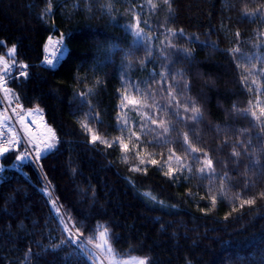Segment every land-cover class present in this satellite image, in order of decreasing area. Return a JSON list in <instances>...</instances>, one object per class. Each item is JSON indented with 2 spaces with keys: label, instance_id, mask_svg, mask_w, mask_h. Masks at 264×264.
I'll list each match as a JSON object with an SVG mask.
<instances>
[{
  "label": "trees",
  "instance_id": "obj_1",
  "mask_svg": "<svg viewBox=\"0 0 264 264\" xmlns=\"http://www.w3.org/2000/svg\"><path fill=\"white\" fill-rule=\"evenodd\" d=\"M152 4L155 8L148 0H0V57L11 64L7 53L15 46V60L29 65L28 77L7 82L9 95L21 102L23 113L38 109L58 140L57 149L35 164L15 167L16 152L0 158V264H89L83 248L105 227L119 256H143L148 264H264V131L242 112L256 96L241 83L244 69L238 67L264 53V0ZM135 14L150 37L151 53L125 27L135 24ZM169 29L177 35L170 36ZM61 34L64 54L50 68L44 45L50 35ZM169 69L183 73L175 78L176 99L198 107L199 122L190 119L191 111L180 108V119L170 109L163 125H149L154 131L134 128L140 142L126 139L128 153L119 144L89 143L85 126L108 141L127 137L116 117L123 115L119 104L128 84L144 89L147 81L156 103L167 105L159 74ZM260 81L264 86V77ZM167 83H174L171 75ZM186 132L198 153L186 151ZM204 153L213 161L212 179L198 171ZM196 155L200 162L193 160ZM150 159L158 164L147 163ZM181 164L191 171H180ZM168 167L179 179L163 175ZM49 197L79 228L77 243L84 245L62 243L67 233ZM251 198L254 204L240 207Z\"/></svg>",
  "mask_w": 264,
  "mask_h": 264
},
{
  "label": "snow or ice",
  "instance_id": "obj_2",
  "mask_svg": "<svg viewBox=\"0 0 264 264\" xmlns=\"http://www.w3.org/2000/svg\"><path fill=\"white\" fill-rule=\"evenodd\" d=\"M148 3L152 5L153 8H155V5L152 4V0H148ZM164 3H169V0H164ZM51 10L52 5L51 3H49L47 11L51 13ZM134 19L136 21L135 24L126 25L125 27L132 32V34L137 38V41L145 47L146 51L151 53L152 49L148 47V44L150 43V37L144 32V28L140 26L139 14H135ZM144 23L147 24V21H145ZM168 34L170 36L177 35V33L171 29L168 30ZM179 34L182 35L183 30H180ZM65 38L66 37L64 34H61L58 39H53V36L51 35L48 37V43L44 45V51L47 52L48 48L51 47L56 50L58 54L56 55L55 61L45 56L44 63L46 66L54 68L55 63L59 62L60 56L64 54ZM170 46L175 47L174 45ZM182 51L185 53V58L190 55L188 50L184 49ZM232 51L238 52L240 51V49H232ZM15 52L16 47L13 46V48H11L7 53V55L12 58V63L11 65H9L7 61H4L3 72L0 73V89H2L5 99H7L8 95L12 93V89L5 86L6 83L12 79H16L17 81H19L20 77H28L29 75L27 72L29 65L19 64L13 57V53ZM170 58V55L164 57V59L166 60ZM254 59L256 61L255 63H253L252 59H249L246 62L247 66H245V64L238 65V67L244 69V74L241 75V83L247 88L250 93H254L256 96V99L254 101L250 100L249 107L243 109L242 112L245 117L250 116L252 120L260 124L261 131H264V99H261V97H264V86H262L260 81V77H264V58L257 56L254 57ZM0 60H3V57H0ZM258 64L261 66L257 67ZM13 71H16L18 73L15 78L12 76ZM159 75L161 91L168 93L169 103L167 105L161 106L156 103L153 93L147 87V81L144 82V89H142L139 84H128L125 88V92L121 95L119 104L120 111L123 113V115H120V113H118L116 117L118 130L122 134L127 133V137L122 135L121 137H117L114 141H108L106 139L101 138V136L92 133V129L87 128V126H85V130L91 133L89 143L93 145L97 143L104 144L108 148L113 147L114 144H119L121 151L123 153H128L131 149L130 144L128 142H125L126 139L130 140L132 137H135L137 141V146L140 142V136L137 135V133L134 131V128L138 127L141 132L144 133L154 131V129L150 128L149 125H163L165 123L163 116L164 114H167L170 109L173 110L172 114L176 115L180 119H183V117H180V108H182L183 112L185 113L191 111L192 116L190 117V119L199 122V120L203 118L200 109L194 104H192L191 101L181 104V102L176 99V93L174 90L179 88V84L175 82V78L176 76H182L183 73L176 72L175 74H172L171 69H169L167 73H160ZM169 75H171L172 80L174 82L172 84L167 83ZM187 88L188 85L185 84L184 89L186 90ZM133 91H135V95L132 94ZM149 100H151L152 103H148ZM83 103H86V101H83ZM16 107H22L19 104L18 99ZM125 109H127V111H125ZM145 109H150L151 112L144 111ZM255 109H258L259 114H257V111ZM12 111L15 113L16 108H13ZM34 112L36 114H39V110L37 109L29 111L28 115L31 116ZM128 112H135L139 117V120L135 122L130 120V118L128 117ZM17 115H19V124L21 125L20 132H17L15 127H13L7 121L0 124V158H6L9 153L16 152L17 154L14 157V160L16 162H19L20 164L32 162L33 164H35L45 158V153H51L57 149L58 140L56 132L53 128L48 126L46 129L47 134L43 138L37 139L29 123L25 121L24 115H20L19 113H17ZM31 124L35 125L36 121L32 120ZM168 130V128H165L164 132H167ZM21 133H23V136L21 135ZM183 144L187 146L186 151L189 154L198 153L200 151L199 149L192 147L187 132L183 134ZM21 145H24L22 149L20 147ZM169 151L170 155L168 157V160L170 161L172 160L174 153H172L171 149ZM239 155V152L233 151V156ZM137 157H139V152H137ZM193 160L196 162H200V156H193ZM139 163L141 165H144L145 160L140 159ZM147 163L151 165H157L158 161L155 159H150L149 161H147ZM202 163L204 166L201 167L198 171L201 173V175H204L206 173L209 174L208 178L212 179L215 175V169L213 167V161L208 157L207 153H204V159ZM186 167L188 171H191V168L184 164H181L179 170L183 171ZM0 171H3V169L0 168ZM130 171H143L146 174L147 169H141L140 167H132ZM176 171L177 170L173 169L172 167H168V170L163 172V175H165L169 179H179V177L176 176ZM223 178L226 179L227 174H225ZM250 184V181L247 182V185ZM260 195L264 197V193H261ZM49 199L51 202L50 210H53V215L56 217L57 222L62 225L63 231L67 233V236L65 240L62 241V243L77 245L78 247L84 245V241H80L78 244L77 240L74 238V236L80 232L79 228H76L75 225L72 224L70 221L66 222V217L56 215L60 212V207H58L57 201L55 199H51L50 197ZM215 202V197H213L212 203L215 204ZM254 203V198L244 199L242 200L240 207L242 208L245 205H252ZM225 219H227V217H225ZM73 229H75L74 232L72 231ZM107 234L108 230L105 227L102 231L99 232V237L101 240H103V243H96L94 249H89L87 247L83 248L84 255L89 260V264H93V262L100 260L104 252L108 254L112 253L113 250L111 247L107 246L108 241L107 239H105ZM87 243L91 244L92 240H88ZM134 264H148V261L147 259H139L135 260Z\"/></svg>",
  "mask_w": 264,
  "mask_h": 264
},
{
  "label": "rangeland",
  "instance_id": "obj_3",
  "mask_svg": "<svg viewBox=\"0 0 264 264\" xmlns=\"http://www.w3.org/2000/svg\"><path fill=\"white\" fill-rule=\"evenodd\" d=\"M53 39H58V38H53ZM13 54H15V53H13ZM45 54H46V56L48 58L53 59L55 61L56 55L58 53L53 48L49 47L48 50H47V52H45ZM257 56L264 58V53L261 52V51H259L258 54L256 55V57ZM4 61H6L4 58H3V60H0V66H3ZM258 66H260V65L258 64ZM28 112L29 111H25V113L22 114L25 117V121L26 120H35L36 121L37 131L36 132L33 131V133L35 134V136L37 137V139L43 138L47 134L46 129H47L48 125L45 123V120L43 118L42 113L40 111H39V114H36L34 112L33 115L29 116L28 115ZM128 115H129V113H128ZM6 118H7L6 115L3 116V119L7 121ZM17 163L18 162H16L14 164L15 167H19V165ZM58 207H60V206L58 205ZM58 215L59 216L66 217L67 218L66 222L67 221H70L73 224V222L70 220V218L68 217V215L63 211V209L61 207H60V212L58 213ZM72 231L74 232L75 229H73ZM74 238L77 241L82 240V237L79 235V233H77L74 236ZM105 239H107V241H108L107 236L105 237ZM96 243H103V240H101L100 237H98L97 238V241L95 243L88 244L86 242L85 245H87L86 247L89 248V249H94V246H95ZM107 246L112 248V246H111V244L109 242H108V245ZM112 250H113V248H112ZM139 259H146V257L137 256V255L119 256L113 250L111 254H108V253L104 252L102 254V258L100 260L95 261L94 264H134V261L135 260H139Z\"/></svg>",
  "mask_w": 264,
  "mask_h": 264
},
{
  "label": "built area",
  "instance_id": "obj_4",
  "mask_svg": "<svg viewBox=\"0 0 264 264\" xmlns=\"http://www.w3.org/2000/svg\"><path fill=\"white\" fill-rule=\"evenodd\" d=\"M9 65H11V64H9ZM2 72H3V70L0 71V73H2ZM5 86L7 87V83ZM19 104L22 106L20 101H19ZM16 105H17V100L14 99L13 97H11L10 95H8L7 99H5L2 89H0V124H2L3 122L6 121L3 119V116L6 115L7 116V118H6L7 122L9 124H11L13 127L15 125L18 128V130L20 131L21 125L19 124V115H17V113L22 115L24 112V109H23V106L21 108H17ZM13 108H16L15 113L12 111ZM10 120H11V122H10ZM31 121L32 120H26V122H28L30 127L32 128V131L36 132L37 131L36 124L32 125ZM21 134L23 136V133H21Z\"/></svg>",
  "mask_w": 264,
  "mask_h": 264
}]
</instances>
